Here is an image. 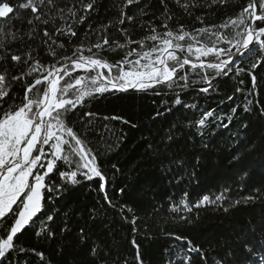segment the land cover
<instances>
[{"label": "trees", "instance_id": "16d2710c", "mask_svg": "<svg viewBox=\"0 0 264 264\" xmlns=\"http://www.w3.org/2000/svg\"><path fill=\"white\" fill-rule=\"evenodd\" d=\"M6 2L15 11L7 19L0 18V24L5 25L6 31L15 32L18 38L6 44L8 54L5 61L0 62V71L6 69L9 80L13 75L27 71L23 58L29 51L45 71L34 72L13 84L9 96L0 106V113L9 105L19 106L25 87L46 75L52 65L59 67L63 57L76 58L73 54L78 57L81 52L89 56L90 47L95 53L97 50L92 46L102 42L104 36L109 40V47L115 50H102L98 58L115 64L132 49L146 51L158 43L146 37L152 34V27L161 35L168 30L163 27L166 15L172 16L167 21L169 29L179 32L183 25L185 31L193 33L199 28L228 23L249 0H225L224 4L217 3L210 8L190 7L187 12L175 0H164V3L139 0L138 4L124 7L126 16L133 19L125 20L123 24L117 22L123 0H97L95 10L87 15L81 8V0H56L57 7L65 10L66 19L57 16L52 23L36 22L35 25L28 23L34 15L31 10L18 7L26 0ZM210 2L196 0L200 5ZM68 8L78 10L75 18L68 14ZM45 10L46 7L41 9ZM82 15H86V19L80 23ZM197 17H202L203 22ZM109 22L111 26L102 30ZM62 25H71L76 35L56 33V28ZM258 26H264V23L258 22ZM33 27L36 34L30 39L28 33ZM45 29L57 42L52 45L54 56L48 45L42 43L47 39ZM122 30H126V35ZM214 30L231 34L230 27ZM128 40L143 41V47L140 43H127L123 49L116 47ZM200 42L211 46L207 37ZM51 43L49 40L48 44ZM59 44L64 47L59 48ZM78 46H82L80 52H77ZM218 46L229 47L224 42ZM182 54L185 56L186 52ZM0 55L4 53L0 52ZM12 55L22 56V61L16 64L11 60ZM257 55L258 51L254 50L251 55L237 57L226 76L216 75L212 69L192 70L190 65H185L177 72V77L185 74L188 77V86L183 89L160 85L146 91H110L85 98L82 105L65 115V123L96 155L97 165L105 177L106 194L114 207L104 200L105 193L99 190L102 183L99 177L87 180L78 176L79 184H65L59 178V171L74 169L75 163L60 161L58 170L49 174L50 179L46 178L45 182L61 185L63 190L51 193V199H47L49 194L42 190V211L34 218L32 227L19 235L16 250L8 253L0 264H188L186 257L191 259V264H264V66L250 68ZM136 58L135 53L128 57L129 60ZM190 58L192 62L197 61L195 55ZM202 59L214 62L216 58L210 55ZM237 67L244 71L237 73ZM71 68L68 64L71 78L64 77L60 87L66 81L74 82L77 76L86 74L84 69L71 71ZM112 71L117 74L118 70ZM249 73L257 78L254 89ZM205 75L213 77L208 93L200 91L208 87L201 79ZM177 83L183 85L185 81L177 80ZM45 87L37 86L40 98ZM177 96L183 104H174ZM245 106L249 111H244ZM233 108L237 110L235 113ZM209 111L214 116L198 131L195 122ZM85 113L92 115L85 116ZM113 116L122 117L129 123L110 119ZM229 117H232L231 123ZM225 124L227 128L223 127ZM170 131L174 136L172 141L167 139ZM44 147L47 152L48 146ZM64 147L68 152V146ZM238 153L241 158L233 160ZM71 158L73 161L79 159ZM185 193L192 211H186L183 206L179 211H172L173 206L185 198ZM221 193L223 200L193 207L203 196L215 201ZM249 196L254 199L243 202ZM236 200L241 203L229 207ZM48 215L54 219L46 221ZM45 221L54 233L51 237L46 234L47 229L39 236L35 234L41 231ZM7 223L10 225L11 221ZM66 226L67 230H64ZM176 236L187 237L200 248L201 254L188 252L186 241L176 240ZM21 248L25 251H20ZM36 252L42 253L44 260ZM137 252L140 261L136 260Z\"/></svg>", "mask_w": 264, "mask_h": 264}, {"label": "snow or ice", "instance_id": "6c2138e0", "mask_svg": "<svg viewBox=\"0 0 264 264\" xmlns=\"http://www.w3.org/2000/svg\"><path fill=\"white\" fill-rule=\"evenodd\" d=\"M97 0H88L83 2L81 0V8L86 15L95 10ZM139 0H123V5L120 7L119 24H123L125 20H132L133 17L126 16L124 7L128 5L138 4ZM164 3V0H161ZM175 3L183 8L186 12L190 7H212L213 5L224 4L225 0H211L210 3L200 5L196 0H175ZM18 7L22 10L30 9L34 14L28 20L30 25H35L36 22L40 24H49L55 21L57 16L61 20H65V10L57 7L56 0H26ZM46 7L47 10L41 11ZM15 9L10 6L8 2H0V18L7 19L10 14L14 13ZM77 9L68 8V14L75 18ZM168 9H165V14ZM191 14V13H189ZM86 15L79 17V22L83 23ZM47 17V18H45ZM171 15H166L163 27L168 29L162 35L157 33L156 28L152 27V34L147 36L146 39L158 42L154 43L153 47L146 51L137 52L136 49L128 51L121 61L115 64L109 63L106 59L98 58L101 51L105 50L112 52L115 49L109 47V40L107 36L103 37L102 42H98L92 47L97 51L92 52L90 47L88 51L91 53L89 56L81 54L77 57H63L60 66L52 65L47 69V74L41 78H37L32 84L25 87L23 102L19 106L9 105L8 109L0 113V260L7 257V254L16 250V240L19 235L32 227L34 218L42 211V190L46 191L49 195L47 199H51L50 195L53 192L62 191L61 185H48L46 178L50 179L51 173L58 170V162L63 161L65 164L75 163V168L68 171H59V178L65 183L70 185H77L81 181L77 178L82 176L84 179L92 180L93 177H99L101 181L105 180L102 171L97 165V157L93 151L88 148L85 142L74 132L72 127L65 123V115L71 113L78 105H82L85 98H91L95 95H103L110 91L126 92L130 89L136 91H146L156 86L164 85L169 89L180 87L181 89L187 87V75L177 77L178 70L184 69L185 65H190L192 70L197 68L212 69L216 75H228L232 70L237 57H244L251 55L254 50L258 51V55L250 64L251 69H257L258 66H264V26H258L259 23H264V0H249V2L241 9L235 18H232L226 24L219 26H210L208 28H199L189 33L184 30V26L180 25L179 32H174L168 27V20H171ZM198 20L203 22L202 17H197ZM111 26H102V30H106ZM231 28V34L225 35L214 29L216 28ZM126 35V30H122ZM56 33L61 35L75 36L76 32L73 31L71 25H62L56 28ZM36 34V29L28 33L29 38H33ZM42 43L47 44L50 53L54 56L55 50L52 45L57 42L48 30L45 29ZM199 37V39H198ZM205 37L211 40V46L200 41ZM15 32L6 31L5 25L0 24V62H4L7 56L6 44L17 39ZM187 38V39H186ZM51 40V44L48 41ZM184 41L185 43H180ZM224 42L229 45L228 48H222L218 45ZM127 43H140L143 47V41L134 42L131 40L126 41L125 44H117L116 47L123 49ZM63 48V44L57 45ZM82 46H78L77 52H80ZM235 49L233 52L232 49ZM177 50L186 52V55L180 57L177 55ZM136 54L135 60H129L128 57ZM195 55L199 63H193L190 56ZM210 55L215 56L214 62H205L202 58ZM226 57L221 59V57ZM11 60L16 64L22 61V56L12 55ZM71 61V71L77 69H84V76H77L74 82H65L63 87H60L61 80L64 77L71 78V72L68 69L67 61ZM31 61V63H29ZM143 61V63H142ZM23 63L28 66L27 71L21 72L19 75H13L11 80L8 78V72L5 69L0 71V106L5 102L9 96L13 84L19 83L26 77L31 76L34 72L45 71L44 66L40 65L39 61H34L31 52L25 54ZM127 65V69L125 68ZM117 69V74H113V69ZM107 69V74L104 73ZM237 73L244 71V69L237 67ZM91 73H95L92 75ZM251 75L253 89L256 87L257 78ZM203 81L208 84V87L200 89L202 93H208L212 88L213 77L205 75L201 77ZM177 80L185 81L183 85H179ZM243 83V81H241ZM46 85L43 91V98L39 97V89L37 86ZM237 91L241 89L237 88ZM35 93V95H33ZM184 102L177 96L174 104L181 105ZM186 107H196V105H185ZM237 110L232 109L235 113ZM244 111H249L245 106ZM85 116H91V113H85ZM159 113H157V116ZM214 116L213 112H205L202 117L196 121L199 129L206 125V121ZM110 119L120 120L122 123H129L122 117L113 116ZM232 117H229L231 123ZM90 122V121H89ZM223 127L227 128L225 124ZM246 128L247 125H244ZM199 134H203L202 132ZM167 139L172 141L174 136L171 131ZM74 142V143H73ZM68 146L69 151H65L64 146ZM48 146V151L45 147ZM72 156L79 159L73 161ZM240 154L233 156V160H239ZM181 163V161H174ZM46 166V170L45 169ZM115 167V166H113ZM86 170V171H85ZM42 173V174H41ZM246 176L247 173H244ZM31 178V179H30ZM99 190L104 192V200L108 202L109 206L112 205L111 200L105 191V183L100 184ZM123 191V189H121ZM227 192V189H224ZM187 193L184 194L185 198H181L179 205H174L172 211H179L180 206H183L186 211L191 212L192 207H189L186 200ZM224 194L216 196V200H210L209 196H203L193 207L199 208L208 203H215L216 201L223 200ZM254 197L244 198L245 203L250 202ZM240 200L234 201L229 207H235L240 204ZM124 206H121L123 209ZM228 209H225L227 211ZM131 211V209H129ZM53 216L48 215L46 221H52ZM180 219H186L180 217ZM11 221L10 225L7 223ZM136 217L133 216V223ZM40 232H36L37 236L47 229L46 234L51 237L54 233L47 228V223ZM64 230H67V226ZM63 231V230H62ZM83 233V229L80 230ZM83 238V236H82ZM176 240H184L187 243V251L190 253L201 254L198 246L193 245L191 240L187 237L176 236ZM135 244V241H133ZM20 251H25L21 248ZM31 251L35 252L34 249ZM95 252L96 250L93 249ZM41 260H44V255L40 252L35 253ZM188 264H191V259L187 258ZM136 260L140 261L141 257L137 252Z\"/></svg>", "mask_w": 264, "mask_h": 264}, {"label": "rangeland", "instance_id": "374dc122", "mask_svg": "<svg viewBox=\"0 0 264 264\" xmlns=\"http://www.w3.org/2000/svg\"><path fill=\"white\" fill-rule=\"evenodd\" d=\"M181 54H182V52H180L179 50H177V55L178 56H180V57H183V56H181ZM183 55V54H182ZM193 63H199V61H195V62H193ZM107 70V69H106ZM108 71V70H107ZM44 170H46V166H45V169ZM42 174V173H41ZM31 179V178H30Z\"/></svg>", "mask_w": 264, "mask_h": 264}, {"label": "water", "instance_id": "95a60500", "mask_svg": "<svg viewBox=\"0 0 264 264\" xmlns=\"http://www.w3.org/2000/svg\"><path fill=\"white\" fill-rule=\"evenodd\" d=\"M181 56H183V55L181 54ZM68 64H71V61L67 62V65H68ZM42 98H43V95H42ZM102 182H104V181H102Z\"/></svg>", "mask_w": 264, "mask_h": 264}]
</instances>
